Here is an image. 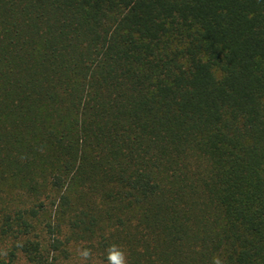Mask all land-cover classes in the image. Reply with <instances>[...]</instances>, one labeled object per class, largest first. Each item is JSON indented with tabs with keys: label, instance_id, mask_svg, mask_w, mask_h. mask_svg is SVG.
<instances>
[{
	"label": "trees",
	"instance_id": "trees-1",
	"mask_svg": "<svg viewBox=\"0 0 264 264\" xmlns=\"http://www.w3.org/2000/svg\"><path fill=\"white\" fill-rule=\"evenodd\" d=\"M6 238L264 264V0H0Z\"/></svg>",
	"mask_w": 264,
	"mask_h": 264
},
{
	"label": "rangeland",
	"instance_id": "rangeland-1",
	"mask_svg": "<svg viewBox=\"0 0 264 264\" xmlns=\"http://www.w3.org/2000/svg\"><path fill=\"white\" fill-rule=\"evenodd\" d=\"M19 196V194H18ZM20 199L27 200V196L25 194L21 195L19 197ZM40 222L38 226L36 227V230L39 232L40 237L42 239V242H44L46 239L49 238V235L47 232H45V229L43 230V224L47 221V212H44V215L40 216ZM11 244V240L8 238L3 239L0 241V245L4 248L9 247ZM65 247H67V251L64 253L61 251H51L48 253L49 259L52 258L53 264H81V260L79 256L77 255V248L83 247L81 245V242H74L69 245L65 244ZM13 264H27V261L25 260V257L21 254V252L16 251L15 258L13 260ZM88 264H103L102 262H99V260L95 258H91L90 261H88Z\"/></svg>",
	"mask_w": 264,
	"mask_h": 264
},
{
	"label": "clouds",
	"instance_id": "clouds-1",
	"mask_svg": "<svg viewBox=\"0 0 264 264\" xmlns=\"http://www.w3.org/2000/svg\"><path fill=\"white\" fill-rule=\"evenodd\" d=\"M77 255L81 260V264H88L92 258V250L89 247L77 248ZM127 250L117 243L108 245L105 251L106 264H127ZM213 264H222L220 257H213Z\"/></svg>",
	"mask_w": 264,
	"mask_h": 264
}]
</instances>
